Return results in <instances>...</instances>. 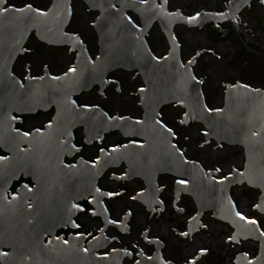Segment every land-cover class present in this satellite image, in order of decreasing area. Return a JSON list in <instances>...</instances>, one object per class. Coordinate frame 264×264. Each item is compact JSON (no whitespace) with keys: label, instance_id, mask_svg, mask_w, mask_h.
Listing matches in <instances>:
<instances>
[{"label":"flooded vegetation","instance_id":"flooded-vegetation-1","mask_svg":"<svg viewBox=\"0 0 264 264\" xmlns=\"http://www.w3.org/2000/svg\"><path fill=\"white\" fill-rule=\"evenodd\" d=\"M135 1L193 18L221 13L225 0ZM9 4L48 14L54 1ZM262 6L251 3L235 22L260 21ZM147 14L127 12L138 28ZM101 16L71 0L62 34L60 18L47 16L23 43L0 41V264H264V147L253 153L217 140L183 102L148 120L141 73L106 64ZM211 25H176L174 36L216 112L238 85L264 93V67L256 83L245 81L251 66L238 63L255 53ZM145 39L155 58L169 55L159 21ZM114 120L125 123L111 129ZM169 143L187 164L177 174L160 171L173 157ZM227 182L241 218L234 224L218 210L228 211L217 201Z\"/></svg>","mask_w":264,"mask_h":264},{"label":"water","instance_id":"water-1","mask_svg":"<svg viewBox=\"0 0 264 264\" xmlns=\"http://www.w3.org/2000/svg\"><path fill=\"white\" fill-rule=\"evenodd\" d=\"M54 6L48 14L36 11L17 13L9 11L0 13V41L7 43H23L31 32H41L44 17H59L60 33L64 32L71 17V0H53ZM92 9L101 12L97 22V30L101 38V46L105 49L106 64L109 70L125 68L138 70L147 86L143 94L144 103L149 110L147 119L155 121L158 109L165 104L183 102L190 113L205 125L211 136L228 144H239L255 153L264 147V93L243 85H238L226 94L225 109L210 111L205 103L201 83L193 75L194 61L183 66L180 56V45L174 36L176 25L189 27H204L228 23L229 19L236 20L237 16L253 2L262 0H232L226 13H204L196 19L170 14L165 8L151 13L147 5L135 0H83ZM120 7V9L117 8ZM132 11L141 15L147 12L142 28H138L127 12ZM159 21L169 45V55L158 60L155 58L145 39L153 23ZM236 23V22H235ZM238 26V24L236 23ZM217 26V27H218ZM218 27V28H219ZM0 49V52L5 51ZM10 50L16 49L9 47ZM9 75V73H8ZM152 107H154L152 109ZM125 121H110L111 129L119 128ZM159 127L163 128L161 125ZM135 128H139L136 125ZM253 132V135L246 131ZM257 134V135H256ZM173 157H169L160 169L161 172L177 174L186 162L176 148L170 145ZM250 152V153H251ZM256 154L250 158L249 170L256 171L260 166ZM264 177V176H263ZM258 185L264 188V180L259 175ZM232 183L224 184L221 196L217 201L227 206L228 211L221 210L220 217L230 223L241 222L230 198Z\"/></svg>","mask_w":264,"mask_h":264},{"label":"trees","instance_id":"trees-1","mask_svg":"<svg viewBox=\"0 0 264 264\" xmlns=\"http://www.w3.org/2000/svg\"><path fill=\"white\" fill-rule=\"evenodd\" d=\"M225 1L229 2L230 0ZM262 7L264 13V0ZM240 28L242 29V32L239 37L241 38L243 45L255 54H264V18L258 22L250 19L246 22L245 26L241 25Z\"/></svg>","mask_w":264,"mask_h":264},{"label":"rangeland","instance_id":"rangeland-1","mask_svg":"<svg viewBox=\"0 0 264 264\" xmlns=\"http://www.w3.org/2000/svg\"><path fill=\"white\" fill-rule=\"evenodd\" d=\"M20 3H27L32 0H19ZM35 1V0H34ZM232 43H235V40L232 41ZM240 66L246 65L251 66L250 68L244 69L242 78L249 82V83H256L258 81V77L256 76V72L264 67V54H254L249 57H244L241 62L238 63Z\"/></svg>","mask_w":264,"mask_h":264},{"label":"built area","instance_id":"built-area-1","mask_svg":"<svg viewBox=\"0 0 264 264\" xmlns=\"http://www.w3.org/2000/svg\"><path fill=\"white\" fill-rule=\"evenodd\" d=\"M221 13H226L229 10V2L223 1L220 3ZM218 26V25H217ZM216 25L212 24L211 27L217 36L221 40H226L231 34H234L242 42L240 35V27L237 26L234 19H229L228 23L221 25L219 28Z\"/></svg>","mask_w":264,"mask_h":264},{"label":"snow or ice","instance_id":"snow-or-ice-1","mask_svg":"<svg viewBox=\"0 0 264 264\" xmlns=\"http://www.w3.org/2000/svg\"><path fill=\"white\" fill-rule=\"evenodd\" d=\"M144 2L146 3L147 0H144ZM165 3H167V0H165ZM0 5H2V7H0V13H7L10 10L17 12V13H24L26 11H36L35 9L32 8L31 4H27L25 7L11 6L9 4V0H0ZM157 7H159V5H157ZM177 15H179V14L177 13ZM192 19H196V17H193ZM73 71H75V70L73 69ZM141 91H143V90H141ZM117 119H120V118L117 117ZM168 131H171V129H168ZM25 135H27V133H25ZM217 171H219V169H217ZM97 191H99V190H97ZM109 195H111V194H109ZM73 207H77V205H73ZM257 207H261V206L258 205ZM237 215H239V213H237ZM110 223H111V221H110ZM251 223H255V221H251ZM76 227H79V226L76 225ZM182 235H187V233H182ZM261 235L264 236V232H261ZM233 239H235V237H233ZM65 243H67V242L65 241ZM137 264H138V262H137Z\"/></svg>","mask_w":264,"mask_h":264}]
</instances>
